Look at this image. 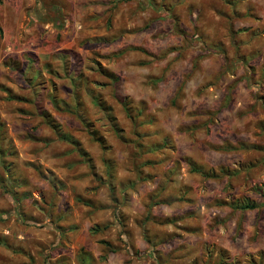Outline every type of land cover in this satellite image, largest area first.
Instances as JSON below:
<instances>
[{
  "label": "rangeland",
  "instance_id": "obj_1",
  "mask_svg": "<svg viewBox=\"0 0 264 264\" xmlns=\"http://www.w3.org/2000/svg\"><path fill=\"white\" fill-rule=\"evenodd\" d=\"M85 258L264 264V0H0V264Z\"/></svg>",
  "mask_w": 264,
  "mask_h": 264
},
{
  "label": "trees",
  "instance_id": "obj_2",
  "mask_svg": "<svg viewBox=\"0 0 264 264\" xmlns=\"http://www.w3.org/2000/svg\"><path fill=\"white\" fill-rule=\"evenodd\" d=\"M179 90H180V88L178 89V91ZM46 123L51 129L54 130V127L56 125L51 119L47 118ZM95 142H98L99 144L101 143V141L99 139H95ZM189 168H190V171L193 172V173L199 174L201 176H206L207 175L206 172H203L202 169L195 167V165H193L191 163L189 164ZM240 208L252 209L253 205H251V204H249V205L248 204H243V205H241ZM100 243L105 245V246H107V247H110V244L105 242V241H101ZM113 251H114V249L110 247L109 252H113ZM82 264H90L88 258H85V260H84V262Z\"/></svg>",
  "mask_w": 264,
  "mask_h": 264
},
{
  "label": "crops",
  "instance_id": "obj_3",
  "mask_svg": "<svg viewBox=\"0 0 264 264\" xmlns=\"http://www.w3.org/2000/svg\"><path fill=\"white\" fill-rule=\"evenodd\" d=\"M190 67H191V65H190ZM218 70H220V65H218V68H217ZM193 72L194 71H192V72H190V74L188 75V77H186L188 80H190L188 83H187V81H183V80H180L179 82H178V84H177V86H176V91H178V89L180 88V92L183 94L184 92L186 93V92H190L191 91V89H193L194 87L192 86V85H190V83H191V81L192 80H194L195 78V76H193L192 77V74H193ZM187 74V73H186ZM182 75V74H181ZM192 77V78H191ZM191 78V79H190ZM187 83V87H185V84ZM193 85H194V83H192ZM199 86V85H198ZM198 88V87H197ZM182 98V97H181ZM176 107H177V109L179 108V105L178 104H176ZM115 252V250L113 251V252H109V254H113Z\"/></svg>",
  "mask_w": 264,
  "mask_h": 264
}]
</instances>
